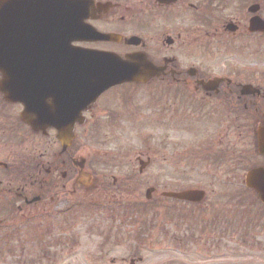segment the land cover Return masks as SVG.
<instances>
[{"label": "flooded vegetation", "instance_id": "1", "mask_svg": "<svg viewBox=\"0 0 264 264\" xmlns=\"http://www.w3.org/2000/svg\"><path fill=\"white\" fill-rule=\"evenodd\" d=\"M90 3L84 22L100 33L123 39L118 43L76 42L74 46L121 57L145 55L156 73L147 83L124 84L102 94L83 111L66 135L50 125L59 119L55 115L54 94L42 91L37 97L27 96L25 102L9 100L4 90L11 89L18 96L19 87L23 89L24 85L2 83L4 75L0 72V234H14L21 241L15 244V249L31 239L22 237L29 224L31 233L44 232L41 225L47 214L45 203L48 199L59 203V197L55 199L52 194L54 191L69 186L68 192L75 199L76 185H85L83 175L91 177L105 166L92 157L91 145L95 142L102 145L97 152L101 155H95L98 157L107 155L103 150H129L126 146L130 141L123 140L125 134H136L139 142L136 150H185L197 154V160L207 168L218 169L219 175L223 171L222 177L211 180L213 187L218 183L236 184L240 181L235 179L240 168L242 173L264 168V154L259 153L260 132L264 131V0H90ZM177 23L185 28L178 29ZM136 24L138 29H128ZM133 37L139 40L129 43ZM38 58L33 56L36 62ZM29 69L37 73L41 70L25 66L21 72L28 74ZM136 91L141 92L137 102ZM173 134L178 138L172 139ZM217 150L222 153L218 155ZM253 151L259 164L246 167L249 152ZM148 154L138 158L139 168L132 165L131 177L128 174L126 178L129 188L123 189L124 183L117 179L107 184L105 176L94 181L96 190L103 194L86 200L81 211L67 205L70 209L54 213V218H66L72 221L73 228L79 226L82 230L74 236L70 232L65 242L55 243L58 252L83 246L93 264H142L146 239L152 237L158 246L166 245L163 241L169 237L171 223L180 221L191 229L190 236L176 247L190 255L205 250L202 246L207 244L200 247L201 234L229 235L228 220L235 212L229 217L222 215L219 205L218 209L203 210L207 190L191 189L203 190L205 197L200 203L187 202L166 196L180 191L172 192L167 187L161 190L154 185L145 195L147 204L140 203L139 188L132 184L136 185L153 168L154 157ZM165 158L168 160L167 154ZM184 159L189 161L188 157ZM245 178V174L241 176V190L235 188L226 205L237 208L243 206L238 204L240 201L261 204V211H242L238 226L236 223L232 229L234 236H239L237 247L243 246L252 253L250 258L261 255V259L248 264H264V203L255 191L246 188ZM100 185L103 189L96 187ZM130 189L136 203L130 208H142L135 212L139 227L137 231L134 228V233L123 226L125 215L131 211H102L112 205L120 208L119 193ZM140 213L142 216L138 217ZM60 228L65 235L69 234L70 227ZM11 236L3 235L0 241L7 243ZM93 237L97 242L89 250L84 245ZM158 238L163 243L157 242ZM179 239L173 236L175 245ZM208 245L218 252L230 250L224 248L227 243L223 242ZM124 246H129L125 248L131 252L129 258L114 257L115 249L124 250ZM148 248L151 250L149 245ZM242 248L220 255L214 264H239L237 254Z\"/></svg>", "mask_w": 264, "mask_h": 264}, {"label": "rangeland", "instance_id": "2", "mask_svg": "<svg viewBox=\"0 0 264 264\" xmlns=\"http://www.w3.org/2000/svg\"><path fill=\"white\" fill-rule=\"evenodd\" d=\"M145 16L148 17L147 13H145ZM130 26H128V29L130 30L138 29L136 28L137 24L132 28ZM176 26L178 29L185 28L184 25L178 23L176 24ZM145 33L147 34L148 32L146 31ZM144 36L147 38L146 35ZM221 62L222 60H220L218 64H221ZM115 98L119 99L120 97L115 96ZM140 98L141 92L136 91V94L134 95V100L137 102ZM128 126H130V124H128ZM177 136L178 135L173 134L172 139H177ZM179 138H181V136H179ZM123 140L130 141V144L126 146V148L129 150H103L107 151V155L104 154L101 157L95 155H101L97 152L101 151L100 149L102 145L100 146V144H95L96 142L91 145V149H93L91 150L92 157L95 159V161L96 159L98 160V162L102 161L105 166L103 168H100L99 172L94 173L93 175H89L91 177L86 176L85 178L84 175L83 177L81 176L82 179H84L85 185H76L77 196L75 197V199H72L71 194L68 192V189H70L69 186H67L66 188L60 187L52 193L55 196V199L59 197V203L56 202V200L49 201V199L45 203L44 210L45 213L47 212V214L46 218L44 219V224L41 225L42 228H45L44 232L36 230V232L31 233L32 227L31 224H29V228L24 232L22 237H25L27 239V236H29L31 239L28 240V244L23 243L17 249H15V244L21 241H18L14 234H12V236L9 232L0 234V239L3 235L6 238H9L11 236L10 240L12 241V243H10L9 240L7 242L8 244L0 241V243H3L1 244L2 247H0V264H93L88 259L85 248L83 246L82 248L74 247L71 250H67L65 248L63 251L58 252V250L54 246L55 243L65 242L67 237L70 236V232H72V236H74L78 235L82 230L79 226H75V228H73L72 221L66 218H54V213L62 210H67L68 208L70 209V207H68L67 205L72 206L74 211H81V207H83V204L84 202H86V200H94V197L103 194L101 193L100 189L96 190L94 181H96L97 179L100 181L101 178L105 176L107 178L104 180L107 181H105L107 184H110L111 182L113 183V179H117L119 183L120 181L124 183L122 185L123 189L129 188L130 185L128 182H126V178L128 174L131 177V170L133 169L132 165H135V167L139 168L138 158L144 153L146 155H149V152L155 160L153 168L146 172L144 177H142L141 181L137 179L138 183H136V185L132 184L134 188H136V186H138L139 188V196H141L139 197V200L141 201H139L140 203L147 204L145 195L149 190H151L152 186L154 185L160 186L161 190H164L165 187H167V189L172 190V192H182L184 190L191 189H204L208 191V200L205 202L202 208L203 210H214V207L217 208V206L219 205L220 207L219 209H217L222 215L229 217L230 214L233 213V211L235 212V214L230 220H228L231 223L229 230H226L229 235H225L224 233L218 232L214 234H206L203 237V234H201L199 240L200 247L202 246V244L207 245L202 246L205 248V250L196 252V255H190L188 251L176 249L177 245L183 243L184 239L189 237L191 234V229H186L184 227V223H181L180 221L176 220L178 222L177 224L171 223L168 227L169 237L168 239L163 241L166 245L158 246L157 243L154 242V239L152 240V237L146 239L147 245L144 247L146 248V250H143L142 252V257L144 258L142 264H214L213 261L217 259L220 255L230 253V250L232 249H239L243 247H237V245H235L237 243L236 237L238 238L239 236H234L232 225H235L237 223L238 219L242 216V213H244L242 211L255 212L261 211L263 208L260 203H257V205H250L251 203L249 201L238 202V204H241L243 206H239L237 208H233L230 205H226V203L230 201L228 197H231L230 194H233V190L235 188V190H241V176L247 174L246 170L244 171V173H242V168H240V170H238L237 174L235 175V179H240V181L237 180L238 184L236 183L233 185H224L218 183V185L213 187L210 183L211 180L216 179L217 177H222L223 171H220L219 175L218 169L208 167L210 169L209 170L206 164H204L202 161L197 160V154H192L191 152L187 153L185 150H136L138 149L139 144L136 138V134H125ZM245 151L247 152L249 150ZM241 152L242 155L246 156V152ZM217 153L218 155H220L222 151L217 150ZM249 153L250 158L247 160L246 167L255 166V164L258 162L257 160H259L257 158L258 156L256 152L253 151ZM166 154L168 155V160H166L165 158ZM183 157H188L189 161L186 162ZM153 178L155 179L150 180ZM96 187H101L103 189V186L101 185ZM133 193L134 191H132L131 189L121 191L119 193L120 208L114 207V205H112L110 209L104 208L102 210L131 211L129 215H125V224L123 225L126 231L130 232H133L134 228L136 229L139 227L137 224L138 218L136 217L135 212H140V209L142 210V208L140 207L134 209L130 208L134 207V205L136 204L135 199L132 198ZM115 194H117V192H115ZM132 203H134V205H131ZM120 211L116 212V214L119 215ZM139 216H142V214L140 213L138 217ZM58 227H65L63 228L64 230H68V227H70L69 234L65 235V233L62 231V228L58 229ZM223 231L224 229L222 230V232ZM173 236H177L181 239H179V242L176 245L174 244L175 242L172 240ZM130 241L132 242L133 240L131 239ZM215 241L227 243L224 248L230 250L218 252L215 248H212L210 245H208L215 243ZM86 242L87 243L84 246L89 250H92L94 244L97 242V239L93 237L92 239H89ZM157 242L162 241L158 238ZM11 244L13 245L11 246ZM148 245L151 250H148ZM129 246L131 247V245ZM129 246H124V250L115 249V251L113 252V256L119 257L123 255L124 257L126 256L127 258H129L131 252L125 249L129 248ZM207 248L212 249L208 250ZM242 249L243 251L237 254V263L248 264L250 261L261 259V255L259 254L253 258H250L253 256V254L246 251L245 248ZM53 254L56 256V258H52L54 257ZM186 254L188 256H186Z\"/></svg>", "mask_w": 264, "mask_h": 264}, {"label": "water", "instance_id": "3", "mask_svg": "<svg viewBox=\"0 0 264 264\" xmlns=\"http://www.w3.org/2000/svg\"><path fill=\"white\" fill-rule=\"evenodd\" d=\"M90 5L89 0H0L2 83L30 85L19 87L21 97L11 89L4 91L10 99L23 102L27 91L33 95L43 90L54 93L55 115L59 119L50 125L61 132L68 131V135L86 107L105 91L125 83H146L156 73L142 55H131L124 60L113 53L72 48L74 41H117V37L99 34L84 24ZM34 55L39 57L37 62ZM25 66L41 70L34 73L29 69L28 74L23 73L20 69ZM64 115L70 116V120ZM261 133L259 151L264 154V131ZM246 183L264 202V168L251 171ZM203 196L202 192L168 195L186 201H199Z\"/></svg>", "mask_w": 264, "mask_h": 264}]
</instances>
